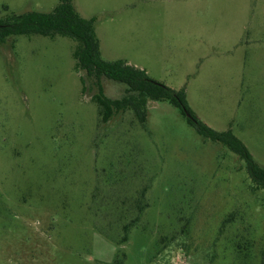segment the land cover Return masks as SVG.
Returning <instances> with one entry per match:
<instances>
[{
    "label": "rangeland",
    "instance_id": "rangeland-1",
    "mask_svg": "<svg viewBox=\"0 0 264 264\" xmlns=\"http://www.w3.org/2000/svg\"><path fill=\"white\" fill-rule=\"evenodd\" d=\"M59 3L0 0V20ZM73 6L95 20L103 61L184 91L197 120L264 168V0ZM76 45L0 44V264H264V188L245 162L168 102L149 101L144 124L128 110L102 123ZM100 86L110 100L125 94Z\"/></svg>",
    "mask_w": 264,
    "mask_h": 264
},
{
    "label": "trees",
    "instance_id": "trees-1",
    "mask_svg": "<svg viewBox=\"0 0 264 264\" xmlns=\"http://www.w3.org/2000/svg\"><path fill=\"white\" fill-rule=\"evenodd\" d=\"M4 10L7 8L4 7ZM94 23V19L81 18L73 6V0H60V3L50 13L12 14L0 20V44L8 38L18 36H60L72 39L77 44L73 52L76 60L75 69L85 72L88 78H93L97 82L99 93L93 97V100L98 105V115L102 123L108 122L114 112L128 110L133 112L140 124H144L146 121L145 108L149 101L168 102L180 110L187 123L193 125L199 135L223 144L243 160L252 181L259 188H264V168L254 161L243 143L230 132H215L197 120L188 110L184 91L176 92L155 83L148 79L143 71L128 66L123 61H103ZM102 78L123 84L126 87L125 94L116 100L104 98L100 86ZM185 113H188L190 118ZM122 241H126V237Z\"/></svg>",
    "mask_w": 264,
    "mask_h": 264
},
{
    "label": "water",
    "instance_id": "water-1",
    "mask_svg": "<svg viewBox=\"0 0 264 264\" xmlns=\"http://www.w3.org/2000/svg\"><path fill=\"white\" fill-rule=\"evenodd\" d=\"M188 118H190V115L188 113H185Z\"/></svg>",
    "mask_w": 264,
    "mask_h": 264
}]
</instances>
